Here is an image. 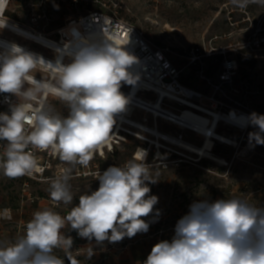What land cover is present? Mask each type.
I'll use <instances>...</instances> for the list:
<instances>
[{
    "label": "rangeland",
    "instance_id": "1",
    "mask_svg": "<svg viewBox=\"0 0 264 264\" xmlns=\"http://www.w3.org/2000/svg\"><path fill=\"white\" fill-rule=\"evenodd\" d=\"M101 7L105 5L94 0L82 1L77 6H72L70 0H11L4 16L24 27L50 31L66 24L71 16ZM118 12L142 28L148 39L181 69V82L202 93L198 103L228 114L247 113L249 118L252 113L264 115V2H250L241 8L232 0H119ZM38 15L41 17L34 22L32 18ZM0 35L48 57L56 55L54 50L9 29L0 30ZM194 46L201 47L202 63L188 58ZM251 53L253 56H249ZM226 59L236 63L230 81L222 78ZM36 75L48 78L47 73ZM121 88L127 90L129 85L122 84ZM142 96L154 98L151 93ZM47 103L54 113L68 114L58 99L49 97ZM175 106L182 108L178 103ZM146 111L135 108L133 119L156 125L153 114L146 115ZM158 125L172 134H183L187 140H203L201 134L181 129L166 119L160 118ZM116 128L115 120L111 135ZM219 130L233 143L216 140L211 154L202 155L162 138L158 141L154 135L123 123L118 129L120 141L111 151L105 147V155L96 154V161L102 174L110 166H123L140 147L147 150L145 163L151 178L156 180L146 182L151 189L148 195L158 197L153 212L143 218L149 229L119 242L97 243L81 238L66 224L62 232L73 239L71 256L79 264H143L156 243L171 241L177 221L188 213L194 201L238 198L264 208V145L249 137V133L259 129L251 122L246 126L223 120ZM158 149L162 154L156 153ZM56 163L66 164L59 158ZM68 166L73 169L68 181L73 201L67 205L50 198L53 179L34 180L25 187L23 177H6L0 169V210L6 212L0 219V238L21 236L36 211L51 209L66 216L78 204L80 195L98 189L97 173L78 176L76 165ZM76 238L80 241L75 242ZM90 249L94 254L89 258ZM55 254L64 259V264H70L64 249H56Z\"/></svg>",
    "mask_w": 264,
    "mask_h": 264
},
{
    "label": "clouds",
    "instance_id": "2",
    "mask_svg": "<svg viewBox=\"0 0 264 264\" xmlns=\"http://www.w3.org/2000/svg\"><path fill=\"white\" fill-rule=\"evenodd\" d=\"M264 0H232L238 7ZM8 0H0V30L8 26L4 16ZM124 43L105 37L83 41L68 53L71 62L55 63L26 51L15 42L0 50V93L11 94L18 103L0 112V141H6L0 169L9 178L42 173L31 149L50 152L68 165L87 167L105 147L111 151L115 115L123 112L128 97L122 84L134 85L138 77L129 68L137 58ZM65 47H69L66 44ZM48 74L37 79L36 73ZM52 97L67 108L66 116L54 113L47 103ZM250 122L259 131L251 140L264 145V115L252 113ZM146 152L138 149L123 166H110L96 179L99 187L83 194L66 216L44 209L33 213L24 233L0 245V264H64L55 254L64 249L70 264L73 239L62 230L66 224L89 241L115 243L147 232L149 216L158 197L148 195L151 178ZM72 167L61 169L51 181L49 195L57 204H71L68 181ZM90 249L89 258L93 255ZM143 264H264V208L238 198L194 201L175 226L171 239L156 243Z\"/></svg>",
    "mask_w": 264,
    "mask_h": 264
},
{
    "label": "built area",
    "instance_id": "3",
    "mask_svg": "<svg viewBox=\"0 0 264 264\" xmlns=\"http://www.w3.org/2000/svg\"><path fill=\"white\" fill-rule=\"evenodd\" d=\"M10 1L11 0H8V5L5 12L9 8ZM82 1L85 0H70V4L72 6H77ZM94 1L103 3L105 7H101L98 9H89L81 16H71L66 24L55 29L56 36H50L42 32H40V34H43L50 39H55V41L57 42H63L65 39H70L63 29L66 26H71V24H74L75 26L77 25V28L75 30L79 35V41H102L104 35L105 37L109 38L114 37L116 39V43L121 44L129 38V43L125 46V48L137 58V62L135 64L137 66L139 77L142 82V86L140 87L141 90L139 91H141V93L144 92V94H154L153 99H156L159 94L160 96L162 95V98H164L165 100L168 98H172L170 94L175 93V89L180 90V87L182 85H185L181 82V69L170 60L163 49L157 47L148 39L145 31L142 28L119 15V0H110L111 3H108L104 0ZM40 17L41 15H38L34 16L32 19L34 22H36ZM30 29L36 31L33 28ZM88 35H91V37L94 38H87ZM74 36L75 33L73 37ZM36 43L44 46L39 42ZM44 47L47 49H51L47 46ZM200 50V46L192 47L189 51L188 58L192 62L202 63L203 56ZM66 59H70V56L67 55ZM235 67V60L226 59L224 62L222 78L226 81H230L232 79L233 70L235 69ZM177 94L182 97H188L182 92H178ZM197 94L200 95L202 93L197 91ZM18 102L19 101L17 97L8 93H0V112H9L10 106L17 104ZM166 102H168V100ZM136 107L138 106L135 105V108ZM249 123L250 119L243 125L247 126L249 125ZM120 137V135L113 137V146H111V148L114 147L115 143H118L120 141ZM6 143V141H0V157H3ZM29 150L33 151L34 154L38 157L40 164L44 170L42 173L35 174L31 177L22 176L24 180L23 184L25 187L29 186V183L34 180L43 181L55 179L60 175L62 168L69 167L66 164L58 165L56 163L58 157L52 155L50 152H40L38 150L31 149V147ZM144 151L147 153V150ZM103 153V155H105V148L103 149ZM156 153L162 154V151L158 149ZM97 154L101 156L99 153ZM98 172H100V170L98 169L96 155L94 159L90 161L87 167L76 164L75 174L78 176H88ZM5 214L6 212L0 210V219L4 218ZM15 239L0 238V245H6L9 242L14 241Z\"/></svg>",
    "mask_w": 264,
    "mask_h": 264
},
{
    "label": "bare ground",
    "instance_id": "4",
    "mask_svg": "<svg viewBox=\"0 0 264 264\" xmlns=\"http://www.w3.org/2000/svg\"><path fill=\"white\" fill-rule=\"evenodd\" d=\"M76 26L74 24H71V26H66L63 29L70 38L69 40L65 39L63 42H57L52 38L50 39L45 35L40 34V32L24 27L23 25H20L10 19H8V26L6 27V29H9L25 38H28L35 42H39L44 46L53 49L56 55L53 58L48 57L38 52L37 50L28 47L27 45L16 43L26 51L32 52L37 56H42L46 61L55 63L59 60L67 64V60L65 59L66 56L69 55L68 53L70 52V50H72L74 46L78 45V43L83 42L79 41V35L75 30L77 28ZM74 33L75 36L73 37ZM87 38L92 39L94 37L88 35ZM11 42L13 41L0 35V49L3 50L4 48L8 47ZM96 42L100 41L98 40ZM66 44H69V47H65ZM126 51L128 50L126 49ZM128 52L130 53V51ZM129 71L134 76H137L138 79L134 85H129V88L127 90L121 88V92L128 97L129 102L126 105L125 110L116 114L114 117V119L117 121V128L111 135V146H113V137L119 135L118 129L122 127L123 123H127L154 135L158 138V141L159 138H162L197 154L209 155L211 154V150L213 149L216 140L228 144L233 143L232 138L219 130L221 122L223 120L235 122L238 124H245L249 120V116L247 113L228 114L198 103L200 95L197 94L196 90L190 89L189 87L187 88V86L185 85H182L180 87V90L175 89V93L170 94L172 98H168L166 100L162 98V95L160 96V94L156 99L144 97L142 96L144 92L141 93V91H139L141 90L140 87L142 86V82L140 80L135 63L129 68ZM36 77L37 79H42V77H39L37 75ZM178 92H182L188 97L179 96L177 94ZM167 100L171 101V104H169L170 102H166ZM176 103L181 105L182 108H178L179 106L176 107ZM135 105L138 106V108L145 109V111L147 110L146 115L148 114V112L152 113L157 121V124L150 126L143 121L141 122L133 119L132 114L135 110ZM160 118L168 120L171 124L178 125V127L181 129H189L201 134L203 137L202 142L196 143L189 139H185L183 134L175 135L172 134V132L161 130L158 125V120ZM139 149L143 150L141 147Z\"/></svg>",
    "mask_w": 264,
    "mask_h": 264
},
{
    "label": "crops",
    "instance_id": "5",
    "mask_svg": "<svg viewBox=\"0 0 264 264\" xmlns=\"http://www.w3.org/2000/svg\"><path fill=\"white\" fill-rule=\"evenodd\" d=\"M30 28H33V29H35L36 31H38L36 28H34V27H30ZM57 28V27H56ZM55 28V29H56ZM55 29H52V30H50V31H42V30H40V31H38V32H42V33H46V34H48V35H50V36H56V33H55Z\"/></svg>",
    "mask_w": 264,
    "mask_h": 264
},
{
    "label": "trees",
    "instance_id": "6",
    "mask_svg": "<svg viewBox=\"0 0 264 264\" xmlns=\"http://www.w3.org/2000/svg\"><path fill=\"white\" fill-rule=\"evenodd\" d=\"M249 55V54H248ZM249 56H253V53H251ZM247 59V58H246ZM75 242H79L80 241V238H76L75 240H74Z\"/></svg>",
    "mask_w": 264,
    "mask_h": 264
}]
</instances>
